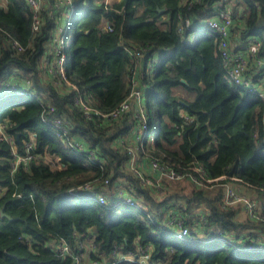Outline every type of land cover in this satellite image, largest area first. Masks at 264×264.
I'll use <instances>...</instances> for the list:
<instances>
[{
	"label": "trees",
	"instance_id": "1",
	"mask_svg": "<svg viewBox=\"0 0 264 264\" xmlns=\"http://www.w3.org/2000/svg\"><path fill=\"white\" fill-rule=\"evenodd\" d=\"M223 2L41 0L33 11L0 0V210L14 217L0 215V264H77L55 251L58 240L98 262L148 243L155 264H264L263 249L179 240L166 224L179 200L187 224L203 205L206 235L264 240V222L222 205L221 186L142 183L156 177L157 155L197 160L211 177L232 169L264 193V101L226 80L216 33L196 27ZM232 16L238 42L261 43L247 74L264 77V0H233ZM12 84L27 94L5 91ZM134 89L138 103L113 115ZM119 195L142 207L120 209Z\"/></svg>",
	"mask_w": 264,
	"mask_h": 264
},
{
	"label": "built area",
	"instance_id": "2",
	"mask_svg": "<svg viewBox=\"0 0 264 264\" xmlns=\"http://www.w3.org/2000/svg\"><path fill=\"white\" fill-rule=\"evenodd\" d=\"M70 3L71 0H63ZM110 2L111 0H105ZM185 1V0H181ZM190 2L201 1V0H189ZM223 6L216 7L214 10V15L202 22L203 26L197 27H207L216 33L219 39V49L220 55L222 57V64L226 70V80L229 83L239 85L245 88L252 94L259 96L264 101V77L257 76L254 72L247 74L250 67V58L255 57L259 48L260 40L255 36H250L247 41L243 44L236 40L238 36V31L234 30L232 7L233 0H223ZM33 11L39 9L41 0H26ZM69 16V14H67ZM39 20L37 15H35L34 28H38ZM186 26H193L190 20H186ZM195 32H193L194 37ZM60 41H65L62 37ZM13 45L20 49L17 40L13 41ZM261 66H264L263 60H255ZM156 63V59H152L151 65ZM5 91L23 96L27 94V91L21 87L12 84L5 87ZM136 92L137 95L135 103H138L139 92L138 90H132L130 95ZM31 94V92H30ZM129 95V96H130ZM127 97L120 106L113 112V115H117L120 111L128 108L129 104L133 102L130 97ZM264 125V116H263ZM136 156L133 154L132 162ZM25 162L26 159L23 157H18L16 162ZM150 169L157 175L154 179L150 177H142V183L158 186V184L166 179L169 182H181L183 180H190L193 184L197 186H207L216 185L222 187V205H234L241 206L244 210L245 218H252L264 222V193L260 195L257 188L249 185L245 180L234 176L228 175L227 173L219 175L217 177H211L208 175L206 168L197 160H191L187 163L182 161L174 162V160L169 157H161L157 155H150L149 159ZM218 180H224V182H218ZM245 189L249 192L246 195L243 193ZM251 191H256L257 195L250 194ZM264 192V190H263ZM83 195L86 198L93 199L99 205L107 206L109 205L105 196L101 193L95 192L94 190H84ZM117 200L122 203V206L132 205L140 207L138 200L133 199L127 195H119ZM173 209L170 217L167 219L166 224L172 230L175 238L179 240H198L206 241L212 239H219L223 242H239L243 248L249 251H257L258 249L264 250V240L257 241V239H252L251 236H245V238H238L236 240L234 235H226L220 230L215 228L208 234H204V229L201 227L204 224L205 215L202 213L203 208H198L196 215L198 220H192L190 224L185 223L186 214L182 215V210L186 209L184 203L179 200H172L170 202ZM142 207V206H141ZM140 207V208H141ZM200 207V206H199ZM23 238L27 241L30 247L34 241L31 235L23 233ZM57 245L54 247L55 251L61 256H70L77 264H116L118 262L127 261L134 264H155L150 260V244H138L135 250L123 251L120 247L116 246L109 259H105L103 262H98L94 259H88L84 256V251L81 249H72L68 246L65 240H58Z\"/></svg>",
	"mask_w": 264,
	"mask_h": 264
},
{
	"label": "rangeland",
	"instance_id": "3",
	"mask_svg": "<svg viewBox=\"0 0 264 264\" xmlns=\"http://www.w3.org/2000/svg\"><path fill=\"white\" fill-rule=\"evenodd\" d=\"M197 26H203V24L202 23H196V27ZM199 28V27H198ZM196 35V32H195V34H194V36ZM63 42V41H62ZM264 79V78H263ZM137 95V93L136 92H133L129 97H130V99H132L133 100V102L134 101H136L137 99H136V96ZM15 97V96H14ZM17 100L18 99H20V97L19 96H16L15 97ZM186 181V180H185ZM184 182V180L183 181H181V182H172V184H178V183H183ZM216 186V185H215ZM248 192H249V190L248 189H245L244 191H243V193L244 194H248ZM249 195V194H248ZM78 196H80V194H78ZM250 196V195H249ZM88 199H90V198H88ZM90 200H92V201H94L93 199H90ZM95 202V201H94ZM124 206H120V209H122ZM199 208H203V205H200V207ZM238 217H239V219H245V214H244V210L241 208V206H239L238 205Z\"/></svg>",
	"mask_w": 264,
	"mask_h": 264
},
{
	"label": "water",
	"instance_id": "4",
	"mask_svg": "<svg viewBox=\"0 0 264 264\" xmlns=\"http://www.w3.org/2000/svg\"><path fill=\"white\" fill-rule=\"evenodd\" d=\"M160 10H163V8H161ZM181 82L186 83V80L185 79H181ZM227 174L231 175L232 174V169L228 170ZM0 215L6 217L9 220L14 219V217H12L11 215H9L6 212H4L3 208L0 210Z\"/></svg>",
	"mask_w": 264,
	"mask_h": 264
},
{
	"label": "crops",
	"instance_id": "5",
	"mask_svg": "<svg viewBox=\"0 0 264 264\" xmlns=\"http://www.w3.org/2000/svg\"><path fill=\"white\" fill-rule=\"evenodd\" d=\"M250 194L257 195L256 191H251Z\"/></svg>",
	"mask_w": 264,
	"mask_h": 264
}]
</instances>
